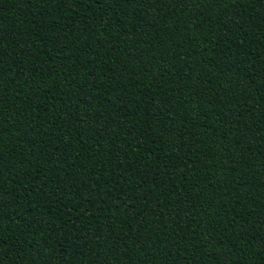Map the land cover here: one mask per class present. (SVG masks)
<instances>
[{
	"label": "trees",
	"instance_id": "1",
	"mask_svg": "<svg viewBox=\"0 0 264 264\" xmlns=\"http://www.w3.org/2000/svg\"><path fill=\"white\" fill-rule=\"evenodd\" d=\"M0 264H264V0H0Z\"/></svg>",
	"mask_w": 264,
	"mask_h": 264
}]
</instances>
